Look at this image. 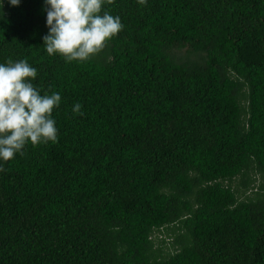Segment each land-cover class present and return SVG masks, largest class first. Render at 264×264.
<instances>
[{
  "label": "trees",
  "instance_id": "trees-1",
  "mask_svg": "<svg viewBox=\"0 0 264 264\" xmlns=\"http://www.w3.org/2000/svg\"><path fill=\"white\" fill-rule=\"evenodd\" d=\"M0 3V63L61 96L0 159V264H264V0H105L123 29L71 62L45 0Z\"/></svg>",
  "mask_w": 264,
  "mask_h": 264
},
{
  "label": "clouds",
  "instance_id": "clouds-1",
  "mask_svg": "<svg viewBox=\"0 0 264 264\" xmlns=\"http://www.w3.org/2000/svg\"><path fill=\"white\" fill-rule=\"evenodd\" d=\"M20 0H9L13 6ZM113 0H107L111 4ZM147 0H139L141 5ZM49 29L43 45L49 55L58 54L67 61H85L103 50L122 29L119 16L102 11L105 0H45ZM3 4L0 3V9ZM37 69L26 60L0 63V159L8 161L27 143L33 146L57 142L52 118L61 102L58 92L40 94L30 81ZM81 105L75 104L74 113ZM0 170H3L0 168Z\"/></svg>",
  "mask_w": 264,
  "mask_h": 264
},
{
  "label": "rangeland",
  "instance_id": "rangeland-1",
  "mask_svg": "<svg viewBox=\"0 0 264 264\" xmlns=\"http://www.w3.org/2000/svg\"><path fill=\"white\" fill-rule=\"evenodd\" d=\"M154 236H156V237H157V236H158V233H155V234H154ZM164 236H165V235H164ZM158 238H160V236H158Z\"/></svg>",
  "mask_w": 264,
  "mask_h": 264
}]
</instances>
